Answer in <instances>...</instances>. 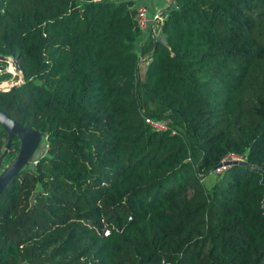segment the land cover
I'll return each mask as SVG.
<instances>
[{
	"label": "trees",
	"instance_id": "16d2710c",
	"mask_svg": "<svg viewBox=\"0 0 264 264\" xmlns=\"http://www.w3.org/2000/svg\"><path fill=\"white\" fill-rule=\"evenodd\" d=\"M137 6L0 0V110L45 146L0 192V264H264V0H171L143 41Z\"/></svg>",
	"mask_w": 264,
	"mask_h": 264
},
{
	"label": "water",
	"instance_id": "95a60500",
	"mask_svg": "<svg viewBox=\"0 0 264 264\" xmlns=\"http://www.w3.org/2000/svg\"><path fill=\"white\" fill-rule=\"evenodd\" d=\"M171 3V0H167ZM0 62L9 63L13 77L9 85L0 88V91H6L14 88L19 83H21V71L16 60L12 57H7L0 54ZM0 127L6 132V140L3 146V150L0 154V160L7 152V149L11 143L13 136H16L19 140L18 151L16 152L13 159L0 173V192L13 180V178L18 174V172L23 168L27 167L28 163L32 160V154L37 148L41 133L37 132L28 127L20 125L17 121L8 117L5 113L0 110ZM228 164H245L242 159H230L221 161L215 168H220ZM253 169L259 171L260 179L259 183L264 187V165L252 166ZM261 205L264 208V192L261 200ZM25 264V263H24Z\"/></svg>",
	"mask_w": 264,
	"mask_h": 264
},
{
	"label": "built area",
	"instance_id": "2783aa9c",
	"mask_svg": "<svg viewBox=\"0 0 264 264\" xmlns=\"http://www.w3.org/2000/svg\"><path fill=\"white\" fill-rule=\"evenodd\" d=\"M150 0H145V4H140L136 7V11L134 14V20L136 23V26L142 31V41L145 39V37L148 35V33L151 32L150 29V19L147 12V4ZM154 17V16H153ZM156 18V16L154 17ZM13 74L12 68L9 63H6L4 65H0V75L4 74ZM146 123H148L152 128H155L157 130H163L164 125L159 123L158 121L145 118L144 119ZM230 159H240V156L236 155H229L225 157L223 160H230Z\"/></svg>",
	"mask_w": 264,
	"mask_h": 264
},
{
	"label": "rangeland",
	"instance_id": "374dc122",
	"mask_svg": "<svg viewBox=\"0 0 264 264\" xmlns=\"http://www.w3.org/2000/svg\"><path fill=\"white\" fill-rule=\"evenodd\" d=\"M144 67H145V61H142L139 65V69H138V75L141 79L143 78ZM12 77H13V74H9V73L4 77H3V75H0V79H3V80H0V88L2 85H4L3 87H5L6 85H9L12 81ZM166 121L167 120H161V122L159 121V123L165 125L164 123L168 122V121L167 122ZM17 140H18V138H17ZM12 141H13V138L11 139V143H12ZM18 142H19V140H18ZM11 143H10V145H11ZM10 145H9V147H10ZM9 147H8V149H9ZM44 147L45 146H44L43 135H41L39 144H38L37 148L35 149L34 153L32 154V160L28 163L27 166L33 167V161L36 159L37 156H39L40 154H42L44 152V149H45ZM3 158H4V156L0 160V173L9 164ZM213 180H214V175L210 174V175L205 176L202 179V183L205 187H209L212 184Z\"/></svg>",
	"mask_w": 264,
	"mask_h": 264
},
{
	"label": "crops",
	"instance_id": "0c3cea01",
	"mask_svg": "<svg viewBox=\"0 0 264 264\" xmlns=\"http://www.w3.org/2000/svg\"><path fill=\"white\" fill-rule=\"evenodd\" d=\"M134 6L145 4V0H132ZM167 0H150L147 4V12L150 19L151 34L157 35L158 25L161 21L164 9L167 7ZM156 16V18L154 17ZM141 63V62H140Z\"/></svg>",
	"mask_w": 264,
	"mask_h": 264
},
{
	"label": "bare ground",
	"instance_id": "6f19581e",
	"mask_svg": "<svg viewBox=\"0 0 264 264\" xmlns=\"http://www.w3.org/2000/svg\"><path fill=\"white\" fill-rule=\"evenodd\" d=\"M4 85L1 86V88L3 87ZM7 86V85H6Z\"/></svg>",
	"mask_w": 264,
	"mask_h": 264
}]
</instances>
